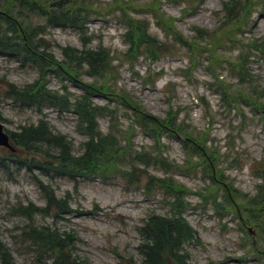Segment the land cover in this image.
<instances>
[{"label":"rangeland","instance_id":"1","mask_svg":"<svg viewBox=\"0 0 264 264\" xmlns=\"http://www.w3.org/2000/svg\"><path fill=\"white\" fill-rule=\"evenodd\" d=\"M226 1L205 0L198 5L190 0H88L95 13L90 15L84 37L72 30L49 28L43 18L29 17L24 22L25 27L43 30L42 36L47 43L44 47L49 48H42L41 52L52 55L60 65L66 63L62 55L66 49L101 48L110 53L109 59L115 61L105 81L109 94L98 95L93 104L115 110V120L122 131L135 120L134 110H124L118 105L117 101L122 98L130 99L139 112L161 122H168V114H177L180 139L167 133L161 136L159 148L162 158L173 168L152 167L145 171L139 165L136 167L139 187L129 186L119 178L106 184L89 182L77 185L65 179L39 178L58 199L67 195L73 214L59 221H54L52 216H37L34 224L55 227L62 234L74 235L80 242L77 256L85 264L141 263L138 254L141 240L137 230L150 216L172 213L171 207L166 205L172 198L165 190L153 186L145 190L149 176L171 181L189 194L184 195L187 204L184 217L197 234L196 241L184 247L190 264H264V243L256 223L246 222V229L240 226L238 213L227 206L225 199L224 187L236 195L237 203L244 208L264 187V118L254 116L243 106L238 112H230L221 101L223 91L238 95L250 88L249 85H238L230 65L237 62L239 51L232 52L230 45L217 50L218 64L201 55L197 58V69L189 76V52L175 41L170 29L172 25L181 40L193 44L197 30L212 33L217 29L223 18L222 4ZM138 22L145 24L141 29L147 31V37L161 44L163 51L156 61L151 62L145 59L142 47L138 55L142 57L137 58L131 67L124 63V55L129 51L126 40L130 39L127 37L128 28L139 26ZM252 24L241 48L253 83L251 86L262 93L264 105V54L248 51L247 47L248 43L264 39V10L260 8L255 12ZM134 34L137 38V32ZM198 45L203 46L202 43ZM64 67L69 72L67 65ZM71 70L77 73L73 68ZM86 71L83 68L78 71V76L74 74L75 77L66 80L49 77L48 90L67 94L72 102L82 95L75 82L101 88L104 81L87 77ZM38 78L39 72L34 66L0 58V124L10 136L46 121L55 133L71 144L73 155L79 156L87 139L77 133L76 117L51 109H43L41 113L37 109H21L5 99L9 86L24 89ZM221 85L226 86L221 88ZM98 124L101 133L108 134V120H99ZM183 138L201 145L202 157L191 159ZM117 139L120 141V136ZM120 143L125 147V141ZM132 144L136 152L149 155L155 147L154 141L137 126ZM157 151L154 155L158 154ZM212 153L216 171L220 174H212L208 166L207 161L213 159ZM10 154L0 148V158L8 161ZM174 166L183 169L182 175ZM7 169L0 170V242L10 251L16 264H45L37 253L21 244L20 234L27 222L15 217L13 212L17 206L45 208V193L32 175L9 163ZM211 175L217 177V184L211 180ZM257 210V218L261 213L264 215V201ZM248 229L252 230L253 236H247Z\"/></svg>","mask_w":264,"mask_h":264},{"label":"trees","instance_id":"2","mask_svg":"<svg viewBox=\"0 0 264 264\" xmlns=\"http://www.w3.org/2000/svg\"><path fill=\"white\" fill-rule=\"evenodd\" d=\"M204 1L190 0L198 5ZM89 3L88 0H2L0 5V58L21 61L22 64L34 66L39 72V78L24 89L9 86L4 94L5 99L13 101L21 109H37L38 113H41L43 109H51L60 114H71L77 118V133L87 139L83 145L82 154L74 156L71 144L66 141V138L55 133L46 121H40L37 126L21 129L18 133L8 135L14 153L10 154L8 161L0 158V170L7 169L8 163L15 165L18 170L32 175L40 190L45 193V208L27 205L13 209L15 217L27 222L20 234L21 244L37 253L41 260H45V264L85 263L77 256V245L80 242L74 235L62 234L55 227L34 224L33 220L37 216H52L54 221H59L64 216L73 214L67 195L65 198L58 199L53 190L44 186L39 178L50 181L65 179L75 185L89 182L106 184L109 180L119 178L126 181L129 186L139 187L140 179L136 177V167L139 165L144 167L145 171L152 167L173 168L162 158L159 151L161 136L169 133L170 137L180 139L176 113L168 114V122H161L139 112L137 105L135 104V107L130 99L122 98L117 101L118 105L124 110L132 109L135 112L134 123L131 122L122 131L117 126L115 110L111 111L93 104V101L99 98L98 95L109 94L105 81L110 74L112 62L115 61L109 59V52L101 48L82 51L66 49L62 53L66 63L60 65L55 62L52 55L41 52L42 48H49V46L44 47L47 43L42 36L43 30L24 26V22L29 17L43 18L49 28L72 30L84 37L85 26L90 15L95 13ZM260 8L264 10V0H227L222 4L223 18L217 29L212 33L197 30L193 44H187L181 40V36L174 31L172 25L170 29L175 35L173 37L175 41L189 52L187 68L189 76L197 69V58L201 55H206L210 62L218 64L217 50L230 45L232 52L239 51L237 62H232L230 65L238 85H249L250 88L247 91H241L238 95L223 91L220 94L221 101L230 112H238L243 106L249 108L254 116L264 118L262 93L259 94L251 86L253 83L250 82V72L247 69L245 53L242 51L244 41L247 39L245 36L250 33V27H253V24L251 26L252 17ZM138 24L139 26L128 28L130 33L127 37L130 39L126 40L129 51L124 55L126 60L124 63L131 67L137 58L142 57L138 56L141 53L140 48L144 47L145 59L151 62L156 61L159 53L163 51L162 45L147 37V31L141 29L145 24L140 22ZM133 30L137 32V38ZM198 43H202L203 46H199ZM213 46L214 49H212ZM247 47L248 51L253 50L257 54H264V39L248 43ZM64 65H67L70 74ZM71 68L77 73L86 68L87 77L104 81V84L101 88H97L91 84L83 85L74 81L82 95L72 102L67 94L48 90L49 77L66 80L69 77L78 76ZM74 74L76 75L73 76ZM225 86L221 85V88ZM102 119H107L109 122L108 134L105 135L101 133L98 124ZM136 126L145 136L154 141L155 147L151 155L135 151L132 140ZM117 136H120V141H125V147L121 145ZM183 142L191 159L196 156L202 157L201 145L200 147L194 144L189 138L184 139ZM202 143L205 145V140ZM157 149L158 154L154 155ZM212 155L213 159L207 161L208 166L212 174H220L216 171L214 153ZM174 168L176 171H181V175L184 172L183 169L175 166ZM211 180L218 183L217 177L213 178V175ZM150 186L165 190L172 198V201L166 203L171 207L172 213L166 216H150L137 230L141 240L138 248V254L142 259L140 264H190L184 247L196 241L197 234L184 217L187 210V204L184 201L185 190L171 181L151 176L148 178L145 190L148 191ZM224 188L227 206L238 213L240 226L246 229V222L250 224L254 221L264 243V224H262L264 215L261 213L258 218L256 217V213L259 212L257 208L264 201V187L258 190V195L249 200L244 208L237 203L236 195H233L229 188ZM215 210L220 213L216 207ZM223 211L227 213L226 210ZM247 236H250L248 231ZM0 264H16L10 251L2 242H0Z\"/></svg>","mask_w":264,"mask_h":264},{"label":"water","instance_id":"3","mask_svg":"<svg viewBox=\"0 0 264 264\" xmlns=\"http://www.w3.org/2000/svg\"><path fill=\"white\" fill-rule=\"evenodd\" d=\"M0 148L5 149L10 153H14V149L10 145V138L5 133L3 126L1 124H0ZM248 232H249L250 236H253V232L251 229H248Z\"/></svg>","mask_w":264,"mask_h":264}]
</instances>
